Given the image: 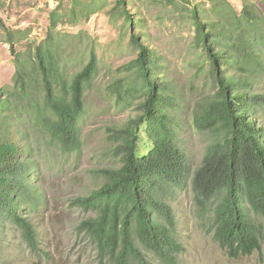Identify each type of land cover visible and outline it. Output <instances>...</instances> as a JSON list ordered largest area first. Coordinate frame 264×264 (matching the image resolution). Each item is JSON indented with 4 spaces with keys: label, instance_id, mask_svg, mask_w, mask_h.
<instances>
[{
    "label": "trees",
    "instance_id": "obj_1",
    "mask_svg": "<svg viewBox=\"0 0 264 264\" xmlns=\"http://www.w3.org/2000/svg\"><path fill=\"white\" fill-rule=\"evenodd\" d=\"M179 1L187 7L194 44L210 83V90L194 102L191 124L208 134L209 141L200 164L192 168L178 144L181 99L162 75L161 57L142 42L140 31H130L129 43L136 55L126 68L133 80H120L113 87L118 99L134 98L139 92V112L112 129L117 166L103 169L104 183L72 201L95 213L82 219L76 231L94 244L100 260L108 264H153L141 247L164 264H179L177 254L183 246L175 237L170 201L187 186L196 211L209 216L213 238L229 257L261 250L264 223L261 229L257 220L264 222V126L256 122L254 112L264 104V93L253 87L264 82V15L254 2L244 1L237 9L230 0H210L207 7L205 1ZM78 3L73 0L69 7L71 22L89 14L81 9L77 13ZM108 15L138 28L126 0H115ZM60 16L52 10L50 26ZM0 28L12 46L15 31L1 17ZM48 46L35 47L29 69L15 59V85L0 87V232L11 224L34 250L36 228L22 210L42 202L43 194L34 185L39 175L31 158L29 128L46 134L49 143L63 152L78 150L83 97L97 68L91 50L83 67L66 78ZM142 134L146 144L140 150Z\"/></svg>",
    "mask_w": 264,
    "mask_h": 264
},
{
    "label": "rangeland",
    "instance_id": "obj_2",
    "mask_svg": "<svg viewBox=\"0 0 264 264\" xmlns=\"http://www.w3.org/2000/svg\"><path fill=\"white\" fill-rule=\"evenodd\" d=\"M76 12H89L71 22L69 7L73 0H0V17L5 26L15 31L12 46L0 28V87L11 89L15 84V59L29 69L37 45L49 44L66 78H70L88 61L93 50L97 68L83 97L84 112L79 121L80 148L63 152L49 143L46 134L29 128L33 149L31 158L38 165L34 185L41 188L43 199L34 208L25 207L37 232V248L31 249L14 226L7 224L0 232V264H108L101 261L95 246L76 231L77 224L94 212H85L73 205L79 196L90 194L105 179L102 170L117 166L112 129L121 127L138 112L139 92L134 98L118 99L113 84L132 82L127 63L136 55L129 43V32L140 31V39L161 57V72L176 90L183 104L177 119L178 144L187 154L192 168L197 167L209 141L208 134L191 124L190 111L199 96L210 90L203 68V57L194 44V30L187 7L175 0H126L138 28L133 29L122 17L109 19L115 0H78ZM210 0H191L192 3ZM240 9L244 1L254 2L264 15V0H230ZM177 2V3H176ZM61 16L50 26V13ZM85 11V12H86ZM76 13V14H77ZM50 34L51 39L47 40ZM32 67V66H31ZM34 68V74L35 73ZM264 76V74H263ZM264 81V80H263ZM29 93L33 90L28 87ZM264 93V82L253 87ZM254 119L264 126V104L254 112ZM30 124V122H29ZM25 124V127H29ZM17 122L11 127L15 129ZM27 129V128H26ZM28 130V129H27ZM14 131V130H13ZM14 138L17 139L13 132ZM140 150L146 140L141 135ZM175 215L176 234L183 246L177 254L179 264H264L263 220L261 250L251 255L229 257L213 238L208 215H199L189 186L176 192L170 201ZM144 257L153 264H164L153 252L141 247Z\"/></svg>",
    "mask_w": 264,
    "mask_h": 264
},
{
    "label": "built area",
    "instance_id": "obj_3",
    "mask_svg": "<svg viewBox=\"0 0 264 264\" xmlns=\"http://www.w3.org/2000/svg\"><path fill=\"white\" fill-rule=\"evenodd\" d=\"M206 5L208 6V3Z\"/></svg>",
    "mask_w": 264,
    "mask_h": 264
}]
</instances>
